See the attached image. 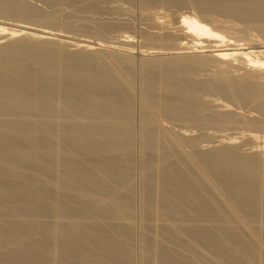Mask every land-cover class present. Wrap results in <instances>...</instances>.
Listing matches in <instances>:
<instances>
[{"label": "bare ground", "instance_id": "1", "mask_svg": "<svg viewBox=\"0 0 264 264\" xmlns=\"http://www.w3.org/2000/svg\"><path fill=\"white\" fill-rule=\"evenodd\" d=\"M40 1L74 16L0 0V264H264L262 150L227 135L212 147L205 133L201 149L202 135L167 127L243 125L250 143L264 141L252 131L261 116L211 110L200 96L264 114V0H139L152 19L154 7L188 9L171 37L141 34L139 61L116 45L95 49L127 22L81 16L135 0ZM59 31L101 41L70 50Z\"/></svg>", "mask_w": 264, "mask_h": 264}, {"label": "rangeland", "instance_id": "2", "mask_svg": "<svg viewBox=\"0 0 264 264\" xmlns=\"http://www.w3.org/2000/svg\"><path fill=\"white\" fill-rule=\"evenodd\" d=\"M25 1H28V0H25ZM33 1V2H32ZM138 1V2H137ZM29 2L31 3V4H33V5H35V6H38L39 8L41 7V8H44V9H50L51 7H55V8H57V7H59V8H62V9H66V10H64L65 12L68 10H70V9H67V7L65 6V5H57V6H49L48 4H43V3H45V2H42V1H40V0H29ZM36 4H35V3ZM119 4H120V2H118ZM139 0H135L134 1V3L132 4L133 6V9H131L130 10V8H132L131 7V5L129 6V5H127V4H123V5H118L117 4V2L116 1H114L113 3L111 2L110 4L112 5H110L109 6V9H105L104 11H101V12H99L100 14L99 15H101L102 13H104V14H102L101 16H100V18H99V16H97L98 15V13H96L95 14V16L92 14V13H84V15L82 14L81 16H83V18L85 19L86 18V14H88L87 16H89V17H87L86 19H88L87 21L89 22V25H92V26H94V25H96V23L98 22V23H100L99 21H98V19L100 20V21H109V22H111L110 20H112L113 22L114 21H120V22H122V23H125V22H127V26L126 27H120V28H118V29H115V30H112V31H110L111 33L109 34V33H107L108 34V36H104V38H106L105 39V41L103 40V41H101V40H99L97 37L96 38H94V39H92V36L90 37L89 35L87 36V34L86 35H82V33H80L79 35L78 34H76L75 35V33L73 34V33H71V32H66V31H59L61 34H63L64 36H66L67 38H61L62 39V41H64V42H62V43H66L65 45L66 46H69V48H67V49H70L71 50V47L73 48L74 46H73V44L74 43H76L77 41H79V39H81V40H87V41H89V42H96V43H98L99 41H101V45H95V47H97V48H95V49H102L103 50V48L105 49V47L104 46H106V45H113V46H115L116 47V51H118V52H125L126 51V48L127 49H130V53L132 54V55H134L133 57H134V59L135 60H138L139 61V54H140V51L139 50H144V49H146V47L148 46V44H147V46H145L146 44L145 43H147L146 41L144 42V40L142 39V33L143 32H145V33H147L148 32V34L149 33H151L152 35H155L157 32V34L158 35H162V36H155L156 38H168L169 37V35H170V37H171V34H172V32L173 31H175V28L177 27V25H178V21L179 20H177V19H179V15L177 16V14H180V12L182 13H185L184 11H188V9L187 8H185V9H183V8H173L174 10H167V9H165V8H163V7H160V6H158V7H154V8H152V9H150L149 10V12H150V15L152 16V15H155V18L153 17V19H156L157 17L158 18H160L159 20H161L162 22L164 21V19H165V21L164 22H166L167 21V23H163L164 24V26H165V28L163 27V26H161V27H163V28H161L160 27V25H158L157 26V24L156 23H154L153 22V19L151 18V17H146V16H144L143 15V13H142V11L140 12L139 10H141V8H140V6H139ZM42 6H44V7H42ZM48 6V7H47ZM123 6V7H122ZM128 6H129V9H128ZM47 7V8H46ZM50 7V8H49ZM66 7V8H65ZM111 7H112V9H111ZM122 7V9H120ZM54 8V9H55ZM128 9V10H127ZM109 10H111V11H109ZM112 11H114V12H112ZM125 11V12H124ZM130 11V12H129ZM165 11V12H164ZM176 11V12H175ZM179 11V12H178ZM64 12V13H65ZM107 12V13H106ZM140 12V13H139ZM151 12H153V14H151ZM166 12H168L169 14L164 18V17H162L164 14H166ZM174 13V14H173ZM177 13V14H176ZM66 14H67V12H66ZM69 14H72V16H74V14L71 12V10L68 12V15ZM140 14V15H139ZM176 14V15H175ZM175 16V18L173 17V16ZM76 16V15H75ZM141 16V17H140ZM169 16H170V18H169ZM172 16V17H171ZM80 17V16H79ZM141 19H139V18ZM169 18V20H168V18ZM82 18V17H81ZM81 18H79V19H81ZM94 18V19H93ZM101 18H102V20H101ZM144 18V19H143ZM145 18H149V19H151V20H147V19H145ZM164 18V19H163ZM174 18V19H173ZM74 19V18H73ZM75 19H77V18H75ZM74 19V20H75ZM109 19V20H108ZM170 19H172L171 20V22H172V24H170ZM222 19V18H221ZM71 20H72V18H71ZM82 20V19H81ZM97 20V21H96ZM140 20V21H139ZM174 20H176V21H174ZM225 20V19H224ZM228 20V19H227ZM73 21V20H72ZM85 21V20H84ZM86 21V23H88ZM92 21V22H91ZM10 22H12V21H10ZM74 22V21H73ZM75 22L76 23H79V21L77 22V20H75ZM75 22L73 23V24H75ZM91 22V23H90ZM129 22V23H128ZM169 22V23H168ZM208 22H210L209 20H208ZM211 23V22H210ZM163 24H161V25H163ZM237 24H238V22H237ZM240 25V24H239ZM135 26V27H134ZM176 26V27H175ZM213 27H217V28H220V27H222V26H219V25H212ZM160 27V28H159ZM170 27H173V29L172 28H170ZM122 28V29H121ZM172 31H171V30ZM221 29V28H220ZM117 30V31H116ZM169 31H171V32H169ZM162 32V33H161ZM71 33V34H70ZM159 33H161V34H159ZM168 33H170V34H168ZM106 34V35H107ZM81 35V36H80ZM121 35H130V40H129V43H130V46H128V47H126V46H122V44H119L118 43V41H120L119 39L121 38ZM83 36V37H82ZM87 36V37H86ZM139 36V37H138ZM70 37V38H69ZM54 37H52V39H53ZM58 38V39H57ZM57 38H54L53 40H57V41H55V42H58V40L60 41L61 39L59 38V37H57ZM90 39V40H88V39ZM51 39V40H52ZM93 40V41H92ZM168 40V39H167ZM2 41L5 43L6 41H7V39H0V43L2 44ZM135 41V42H134ZM142 41L144 42V43H142ZM186 41H189L188 39H185V42ZM69 42H71V44L69 43ZM74 42V43H73ZM109 42V43H108ZM156 42H158L156 45H159V43H160V41L159 40H156ZM155 42V43H156ZM59 43V42H58ZM61 43V44H62ZM100 43V42H99ZM106 43V44H105ZM244 43V42H243ZM64 45V46H65ZM151 45H153V44H151ZM155 45V44H154ZM160 45H161V43H160ZM102 46V47H101ZM139 46H144V47H141L140 49H139ZM77 47L75 46V49H76ZM75 49H73V50H75ZM133 52V53H132ZM138 61H136V62H138ZM138 63H136V67H135V71L136 72H138V73H136V75L137 74H139V70L137 69L138 68V65H137ZM240 72L242 71V70H239ZM206 72V71H205ZM208 72V71H207ZM138 76V77H137ZM136 76V79H135V81H137V82H134V87H138V88H136L137 90L139 89V75H137ZM137 78H138V80H137ZM137 85V86H136ZM137 90H135L136 92H138ZM209 94V93H208ZM215 94V93H214ZM213 93H211L210 92V94L209 95H214ZM203 95H204V97H203ZM203 95H200L201 96V98L203 99V98H206V99H203V100H205L206 102H207V104L208 103H210V104H208V107L211 109V110H214V109H222L223 108V110L225 111V109L227 110V112H228V109L229 110H232V112L234 111V112H237V113H239L240 114V112H241V115H243V114H245V111H246V114L248 113V115H246V117H256V119H259V117H260V120L261 119H264V118H262V117H264V114H261V112L260 111H254V110H256V108H254V106L252 105V104H248L247 105V107H245L246 106V104H244L245 106H243L244 108L243 109H241L242 107H240V106H242L241 104L239 105L238 103L237 104H235L234 102H230V101H226V99H223V97H221L220 96V98L218 99L216 96L218 95H214L213 97L212 96H210V97H208L207 96V94L205 93H203ZM207 96V97H206ZM212 97V98H211ZM218 97H219V95H218ZM207 98H210V99H207ZM216 98H217V100H216ZM222 98V99H221ZM216 101H215V100ZM224 100V101H221V100ZM214 100V101H213ZM220 100V101H219ZM209 101H212V102H209ZM217 101H219V102H217ZM137 102V103H136ZM136 102H135V107H136V112H138V114H139V100H138V98L136 97ZM215 102V103H214ZM219 103V104H217V103ZM220 102H221V104L222 103H224L225 104V107L223 106L222 107V105L220 104ZM229 102V103H228ZM232 103H234V104H232ZM217 105V107H216V105ZM229 105V108H226V107H228V105ZM138 105V106H137ZM218 105H220V107H218ZM232 105H234V106H232ZM212 106V107H211ZM253 106V107H252ZM216 107V108H215ZM232 107V108H231ZM236 107H237V109H236ZM225 108V109H224ZM231 108V109H230ZM235 108V109H234ZM246 108H249V109H246ZM253 108V109H252ZM238 109H239V111H238ZM251 109V110H250ZM236 110V111H235ZM240 110H242V111H240ZM222 111V110H221ZM231 112V111H230ZM233 112V113H234ZM243 113V114H242ZM137 113H135V120H136V123H137V125L139 124V119H137V118H139V115H138ZM252 114V115H251ZM138 115V116H137ZM244 115V116H245ZM164 122V123H163ZM162 123L164 124V125H168V122L166 121H162ZM186 126H185V125ZM181 125V126H180ZM183 125V126H182ZM234 126V125H233ZM238 126H239V124H238ZM241 126L243 127V125H240V127H237V128H232V126L230 127V126H227V127H222V128H217V127H214V126H206V127H203V128H199V127H195V126H190V124H188L187 125V123H185V122H175V121H173V122H170L169 123V126H167V127H169V128H171V129H173V131H174V129H176L175 130V132L176 131H180V130H184V131H186V130H188V131H186V134L187 135H190V136H195V134H196V136L195 137H201L200 135H202V137L201 138H199V141H201L199 144L202 146H200V145H198V146H200L201 147V149H203V148H210V146H220V144H222V143H220L222 140L223 141H226V140H228V138L231 140L233 137L235 138V139H232V140H235L234 142H237L236 144H239V146H241V149L242 148H246L247 149V151H252L251 149H254V147H255V149L254 150H256V151H258V152H260L259 150H262V152H263V154H262V152H261V155L263 156L264 155V144H263V140H259L258 139V141H257V143H259L261 146H258L259 144H257V143H253V141L254 140H251L252 142V144L250 143V139H248L245 135H244V133H242L243 134V136H241V134L239 133V132H241V129L243 130V128H241ZM175 127V128H174ZM214 127V128H213ZM229 127V128H228ZM234 127H236V125L234 126ZM178 128V129H177ZM184 128V129H183ZM226 128V130H224ZM228 128V129H227ZM241 128V129H240ZM186 129V130H185ZM207 129V130H206ZM212 129V130H211ZM222 129V130H221ZM231 129H232V132H231ZM244 129L246 130L247 128H245L244 127ZM255 129H257V128H255ZM254 128L252 129V131H254V133L256 134H260L261 136H263L264 134V132H263V130L264 129H262V130H260V129H257V130H255ZM203 130H205V131H203ZM258 130H260L259 132H258ZM183 131V132H184ZM190 131V132H189ZM198 131V132H197ZM201 133H200V132ZM207 131H209V133L207 132ZM217 133H216V132ZM219 131H221V133H222V135H220V138H219V136H217V135H219L218 133H220ZM244 131V130H243ZM242 131V132H243ZM255 131H257V132H255ZM262 131V132H261ZM192 132H194V133H192ZM195 132H197V133H195ZM213 134H212V133ZM245 132V131H244ZM248 132V130L245 132V134ZM188 133H190V134H188ZM203 133H205L206 134V136L207 137H210L209 139L211 140V138H212V141H210V140H208V142L210 143H212L213 142V139H215L214 141L215 142H213L212 143V145H211V143H210V146H209V144H207V140L205 139V134H203ZM211 133V134H210ZM220 133V134H221ZM231 134V136H232V134H233V136L231 137V136H228V134ZM194 134V135H193ZM200 134V135H199ZM215 135V136H214ZM225 135H227V136H225ZM260 135H258L259 137H261ZM205 136V137H204ZM228 137V138H225V137ZM235 136H237V137H235ZM241 136V137H240ZM204 137V138H203ZM214 137V138H213ZM215 137H217V138H215ZM218 138H219V140H218ZM225 138V139H224ZM239 138V139H238ZM243 138V140H240V139H242ZM246 138H247V142H246ZM208 139V138H207ZM136 142L137 143H135V144H138V140H139V135L137 134V137H136ZM230 140H228V141H226V142H229ZM237 140H239V141H237ZM242 142V144H244V143H247V144H245L244 146H242V144H241V142ZM255 141V142H256ZM263 141V142H262ZM218 142H219V144H218ZM214 143H215V145H214ZM225 142H223V144H224ZM202 144H205V145H202ZM249 147H248V146ZM251 145V146H250ZM254 145V146H253ZM255 145H257V147H260L259 149L258 148H256V146ZM263 145V146H262ZM206 146H208V147H206ZM199 147V148H200ZM251 147H253V148H251ZM253 150V151H254ZM246 151V150H245ZM135 160L137 161V163H138V161H139V150H138V145L136 146V150H135ZM264 157V156H263ZM137 163H136V165H137ZM138 165H139V163H138ZM136 166V168H135V177H137L136 179H137V181L135 182V190H136V194H135V199H136V203L138 204V183H139V181H138V171H139V166ZM138 169V171L136 172V170ZM137 241V240H136Z\"/></svg>", "mask_w": 264, "mask_h": 264}]
</instances>
